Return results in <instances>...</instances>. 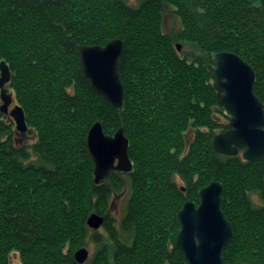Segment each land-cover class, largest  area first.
Here are the masks:
<instances>
[{"label": "trees", "instance_id": "obj_1", "mask_svg": "<svg viewBox=\"0 0 264 264\" xmlns=\"http://www.w3.org/2000/svg\"><path fill=\"white\" fill-rule=\"evenodd\" d=\"M165 5L181 23L173 34L162 30ZM113 38L122 40L120 108L93 89L76 50ZM184 41L201 50L196 60L178 54ZM218 51L253 67L264 108V0H0L6 86L35 139L19 141L0 111V264L12 253L20 264H82L73 253L84 245L92 246L84 264H188L175 242L178 212L212 180L232 229L223 264H264V156L212 146L229 128L210 72ZM95 121L109 135L124 127L132 162L100 183L86 137ZM125 190L116 221L110 199ZM93 211L101 230L86 222Z\"/></svg>", "mask_w": 264, "mask_h": 264}, {"label": "water", "instance_id": "obj_2", "mask_svg": "<svg viewBox=\"0 0 264 264\" xmlns=\"http://www.w3.org/2000/svg\"><path fill=\"white\" fill-rule=\"evenodd\" d=\"M122 40L111 39L105 45L77 46L79 61L84 75L95 91L114 105L121 107L123 86L117 70ZM180 48L179 44H176ZM217 103L229 114V128L216 133L212 146L218 153L236 155L242 149V158L254 160L264 156V108L253 91L255 72L252 66L232 51H218L210 67ZM10 70L0 60V111L8 113L21 134L27 131L24 109L14 104L9 111L13 96L5 86L10 80ZM87 147L94 161L95 183H99L111 170L130 171L132 162L128 157V138L123 129L112 135L105 134L100 122L95 121L87 133ZM223 186L212 180L199 191L200 202L185 201L179 212L180 229L175 242L184 253L188 264H223L222 248L232 237L230 222L220 208ZM87 224L99 228L103 216L92 212ZM87 247L74 251L73 257L84 263L88 258Z\"/></svg>", "mask_w": 264, "mask_h": 264}, {"label": "rangeland", "instance_id": "obj_3", "mask_svg": "<svg viewBox=\"0 0 264 264\" xmlns=\"http://www.w3.org/2000/svg\"><path fill=\"white\" fill-rule=\"evenodd\" d=\"M129 2L135 4L136 0H129ZM172 10H173V6L165 5L164 10L162 12L163 13L162 14V22H161L162 30L164 32L168 33V34H173L177 30H179L180 26H181V23L179 22V19L176 17V15L173 13ZM178 43H179L180 48H181L179 50V55L180 56L186 55V56H189V59H192V58L196 57V55H197L196 53H199V52L202 53L197 47H195L194 45H192V44H190L188 42H185V41L183 43L182 42H177L176 44H178ZM6 87L8 88V86H6ZM8 91L13 96V93H12L11 90H9V88H8ZM14 104H18V103L16 102L15 97L13 96L12 103L8 105L9 111L13 108ZM216 116H218V118H220L219 115H216ZM24 118H25V114H24ZM13 122H14V120H13ZM14 125H15V122H14ZM27 128H28V126H27ZM193 133L194 132L192 131V129H188L185 132V140H186V142H189V140L193 136ZM17 136L19 137L18 140L21 141V142L27 141L29 143H32V142L35 141L34 135L32 133H29L28 129H27L26 132H24V134H21L20 132H18ZM237 154L242 156V152L241 151H239V153H237ZM126 195H127V190H125L124 192L115 194L110 199V208L109 209H110V212L112 213V215L116 218V221H118L120 219L121 215H122V207H123V203H124V199L126 198ZM257 199L258 198H255L256 201H257ZM99 230H101V228ZM88 248H89V252L91 254L92 253V246L88 245ZM9 261H10V264H20V260L18 259V254L17 253H12L10 255Z\"/></svg>", "mask_w": 264, "mask_h": 264}, {"label": "bare ground", "instance_id": "obj_4", "mask_svg": "<svg viewBox=\"0 0 264 264\" xmlns=\"http://www.w3.org/2000/svg\"><path fill=\"white\" fill-rule=\"evenodd\" d=\"M176 17H177V16H176ZM177 18H178V17H177ZM178 19H179V18H178ZM113 39H119V38H113ZM120 39H121V38H120ZM185 42H188V41H185ZM176 43H177V42H176ZM182 43H183V42H182ZM188 43H190V42H188ZM178 44H179V43H178ZM190 44H191V43H190ZM180 49H181V48H177V49H176L177 52H178V54H179V50H180ZM200 51H201V50H200ZM196 54H197L196 57H198V55H200L201 53L199 52V53H196ZM78 56H79V55H78ZM187 57H188V59H189V56H187ZM196 57H195V58H192V59H189V60H196ZM210 67H211V65H210ZM121 82H122V81H121ZM7 83H8V82H7ZM7 83H6V84H7ZM112 104H113V103H112ZM113 105H114V104H113ZM114 106H116V105H114ZM116 107H118V106H116ZM121 107H122V106H121ZM118 108H120V107H118ZM229 121H230V120H229ZM98 122H99V121H98ZM100 124H101V122H100ZM119 128H122V129H123V133H124V127L120 126V127H118L117 129H119ZM117 129H116V130H117ZM116 130H115V131H116ZM115 131H114V132H115ZM105 134H106V133H105ZM112 134H113V133H112ZM108 135H109V134H108ZM124 135H125V134H124ZM127 138H128V137H127ZM239 151L242 152V149H239L238 152H239ZM223 154H224V153H223ZM226 155H227V154H226ZM93 162H94V161H93ZM131 170H132V169H131ZM111 171H114V169L111 170ZM116 171H120V170H116ZM120 172H123V171H120ZM125 172H128V171H124L123 173H125ZM109 173H110V172H109ZM109 173H108V174H109ZM106 176H107V175H106ZM106 176H105V177H106ZM105 177H104V178H105ZM104 178H103V179H104ZM103 179H102V181H103ZM102 181H101V182H102ZM94 182H95V181H94ZM99 183H100V182H99ZM182 189H184V187H182ZM94 212H95V211H94ZM91 213H92V212H91ZM96 213H97V212H96ZM99 214H100V213H99ZM89 215H90V214H89ZM89 215H88V216H89ZM102 216H103V215H102ZM103 220H104V217H103ZM102 225H103V224H102ZM102 225H101L99 228H95V229H98V230H99V229L102 227ZM88 226H89V225H88ZM89 228H90V229H93V228L90 227V226H89ZM179 229H180V228H179ZM226 244H227V243H226ZM84 246L87 247V250H88V256H87V257L89 258V256H90L91 254H90V252H89L88 245H84ZM84 246H80L79 248L84 247ZM77 249H78V248H77ZM181 252H182V251H181ZM221 257H222V255H221ZM88 258H87V259H88ZM87 259H86V260H87ZM86 260H85V261H86ZM84 263H85V262H84ZM84 263H82V264H84Z\"/></svg>", "mask_w": 264, "mask_h": 264}]
</instances>
